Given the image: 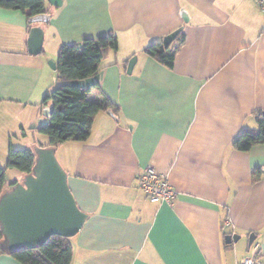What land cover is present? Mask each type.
Returning a JSON list of instances; mask_svg holds the SVG:
<instances>
[{
  "label": "crops",
  "instance_id": "crops-1",
  "mask_svg": "<svg viewBox=\"0 0 264 264\" xmlns=\"http://www.w3.org/2000/svg\"><path fill=\"white\" fill-rule=\"evenodd\" d=\"M46 9L49 21L34 23L20 10L0 7V107L32 109V131L39 132L43 96L58 83L49 62L57 65L61 45L111 33L119 40L118 51L101 63L99 81L118 114L99 112L86 140L56 147L87 213L70 238L71 264H238L254 250L264 261V144L249 151L232 147L242 129L258 127L254 112L264 110L258 4L63 0L55 6L46 0ZM34 25L44 30L39 53L29 51ZM180 26L185 42L172 69L144 52ZM18 124L25 129L19 122L8 131ZM148 166L167 175L177 190L173 200L152 202L140 189L138 175ZM256 169L262 178L254 183ZM225 232L240 238L226 243ZM0 264L24 263L0 253Z\"/></svg>",
  "mask_w": 264,
  "mask_h": 264
},
{
  "label": "trees",
  "instance_id": "trees-1",
  "mask_svg": "<svg viewBox=\"0 0 264 264\" xmlns=\"http://www.w3.org/2000/svg\"><path fill=\"white\" fill-rule=\"evenodd\" d=\"M0 7L20 10L27 16L35 17L47 11L46 0H0ZM185 42V34L181 31L169 46H165L160 38L147 47L144 52L160 64L172 69L177 53ZM119 49L118 37L111 33L101 38H84L80 42L62 44L57 59L58 84L47 91L41 106L50 105L51 115L47 125L39 127V132L49 137V146L58 145L70 140H86L97 114L112 110L118 114L119 108L113 104L103 91L100 83L91 87H79L71 84L73 80L92 77L102 69L101 63L110 51ZM128 62V61H126ZM127 65V63H126ZM95 91L96 95L91 96ZM264 110L257 109L254 117L257 128H245L233 139L232 147L240 151H249L257 144H264ZM35 163L32 148L15 149L10 146L7 166L18 169L22 174L30 172ZM259 169L253 172V182L261 180ZM17 180L7 179V169L0 165V194L3 189ZM228 233H224V238ZM0 228V239L2 238ZM71 237L62 235L51 236L43 245L10 253L24 264H71L73 244ZM249 246V251L251 250ZM0 253H8L0 248Z\"/></svg>",
  "mask_w": 264,
  "mask_h": 264
},
{
  "label": "water",
  "instance_id": "water-1",
  "mask_svg": "<svg viewBox=\"0 0 264 264\" xmlns=\"http://www.w3.org/2000/svg\"><path fill=\"white\" fill-rule=\"evenodd\" d=\"M55 6H61L63 0H50ZM181 16L189 22L190 15L186 8L181 9ZM50 15L42 13L32 22H48ZM183 30L180 26L163 37L165 46ZM44 30L40 25L31 27L29 36V51L39 53L43 48ZM137 57L133 56L127 65L128 73L133 71ZM50 66L56 68V62L50 61ZM103 72L71 84L79 87H91L101 80ZM52 107H43L42 115L38 118L39 127L49 122ZM264 112V111H263ZM109 113L114 116L113 112ZM35 163L30 172L24 173L10 187L0 194V228L2 238L0 248L8 253L37 248L53 235L71 237L83 226L87 213L78 206L69 185L68 172L59 161L56 147L35 144ZM240 238L239 234H227L226 243H232ZM256 238L255 233L249 237V246Z\"/></svg>",
  "mask_w": 264,
  "mask_h": 264
},
{
  "label": "rangeland",
  "instance_id": "rangeland-1",
  "mask_svg": "<svg viewBox=\"0 0 264 264\" xmlns=\"http://www.w3.org/2000/svg\"><path fill=\"white\" fill-rule=\"evenodd\" d=\"M8 107L7 105L0 107V165L7 169V179L14 180L20 179L22 174L18 169L7 166L10 146L12 145L15 149L32 148L37 142H48L49 137L45 133L32 131L28 128V116L31 114L32 109L23 111L21 108ZM19 122L26 124V126L24 125L25 129L22 127L19 128L18 124L16 127L14 126L15 129L8 131V128ZM25 132L26 135L24 134ZM57 157L61 159L60 153L58 152Z\"/></svg>",
  "mask_w": 264,
  "mask_h": 264
},
{
  "label": "built area",
  "instance_id": "built-area-1",
  "mask_svg": "<svg viewBox=\"0 0 264 264\" xmlns=\"http://www.w3.org/2000/svg\"><path fill=\"white\" fill-rule=\"evenodd\" d=\"M264 14V0H254ZM140 189L152 202L171 201L177 196V190L169 183L164 173L157 172L153 167L144 168L138 175ZM238 264H264L257 251L250 252Z\"/></svg>",
  "mask_w": 264,
  "mask_h": 264
}]
</instances>
